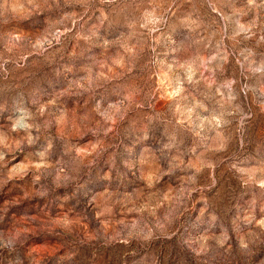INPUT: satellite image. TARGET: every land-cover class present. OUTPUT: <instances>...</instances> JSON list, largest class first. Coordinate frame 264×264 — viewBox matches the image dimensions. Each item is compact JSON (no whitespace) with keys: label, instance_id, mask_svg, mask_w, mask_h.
Returning <instances> with one entry per match:
<instances>
[{"label":"clouds","instance_id":"obj_1","mask_svg":"<svg viewBox=\"0 0 264 264\" xmlns=\"http://www.w3.org/2000/svg\"><path fill=\"white\" fill-rule=\"evenodd\" d=\"M0 264H264V0H0Z\"/></svg>","mask_w":264,"mask_h":264}]
</instances>
